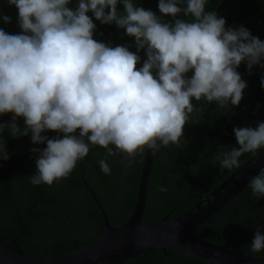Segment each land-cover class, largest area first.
<instances>
[{"label":"clouds","instance_id":"clouds-1","mask_svg":"<svg viewBox=\"0 0 264 264\" xmlns=\"http://www.w3.org/2000/svg\"><path fill=\"white\" fill-rule=\"evenodd\" d=\"M6 2L18 10L21 31L0 28V115L12 113L0 123V159H9L2 133L17 137L22 117V135L31 133L33 144L46 145L30 149L38 154L32 185L67 178L90 145L106 150L98 161L104 174H111L107 160L118 153L130 168L145 149L179 145L190 115L200 111L193 99L237 106L247 87L238 67L245 63L249 75L254 66L264 69V41L242 25L226 28L225 18L206 11L207 0H158L159 12L174 18L169 22L133 0H77L75 7H69L71 0ZM88 12L101 24L124 29L136 51L94 39L96 24ZM180 13L191 19L176 18ZM0 19L11 22L8 15ZM140 50L146 59L138 67ZM260 84L264 88V75ZM48 131L62 135L42 134ZM233 133L238 147L215 156L220 171L239 168L244 153L264 149V122L234 127ZM248 187L264 196V168ZM250 250H264L259 229Z\"/></svg>","mask_w":264,"mask_h":264},{"label":"trees","instance_id":"trees-1","mask_svg":"<svg viewBox=\"0 0 264 264\" xmlns=\"http://www.w3.org/2000/svg\"><path fill=\"white\" fill-rule=\"evenodd\" d=\"M76 2L71 0L69 7H75ZM252 7L255 9L256 4L250 5V8H241L247 11ZM232 11H235L234 8ZM0 15L11 17L10 23L0 19V28L9 34L21 31L17 24L18 10L14 5L10 6L6 0H0ZM87 15L91 17L90 12ZM93 22L96 24L95 20ZM114 35L111 28L102 33L100 38L103 36V41L109 44ZM254 69L264 72L254 66L249 75L245 63H241L237 71L242 78L245 75L251 78ZM252 88L247 87L249 91ZM256 93L255 96L252 93L246 94L237 107L212 109V117L204 116L207 103L192 101L200 111L190 115L180 144L162 146L153 153L143 221L156 220L165 214L169 217L180 215L197 201L198 194H207L236 169L220 171L215 156L219 152L238 147L234 127H256L259 122H264V91L256 89ZM11 117L12 113L0 115V123H8ZM16 123L21 128L17 137L13 138L7 130L2 133L9 159H0V233L16 238L26 254L39 257L58 255L79 248L102 235L106 228L99 205L112 226H119L131 215L143 153L137 154L130 168L122 163L123 153L109 157L107 162L111 174H104L98 161L106 154V150L93 145L67 178L51 186L32 185L29 178L35 173V158L38 154L32 153L30 149H42L46 145L33 144L31 133L22 135V117H18ZM42 134L48 137L62 135L52 131ZM253 154L244 153L239 158L240 165ZM161 186L167 191L161 192ZM234 223L237 227L226 234L223 226L228 224L231 227ZM257 229L264 232V196H254L247 184L220 210L196 226L193 232L212 243L264 258V250L257 253L250 250ZM122 264L209 263L173 250H153L133 256Z\"/></svg>","mask_w":264,"mask_h":264},{"label":"water","instance_id":"water-1","mask_svg":"<svg viewBox=\"0 0 264 264\" xmlns=\"http://www.w3.org/2000/svg\"><path fill=\"white\" fill-rule=\"evenodd\" d=\"M226 1V0H223ZM224 4L216 10L219 17ZM153 162V152L145 149L138 180L136 200L131 215L119 226L108 223L99 205L106 231L91 242L53 256L26 254L16 238L0 233V264H122L125 260L153 250L181 252L210 264H264V258L250 256L212 243L193 229L215 214L264 168V149L250 156L210 192L198 194L197 201L178 216L168 214L143 221L146 191ZM236 227L234 224L231 228ZM225 227L224 232H232Z\"/></svg>","mask_w":264,"mask_h":264},{"label":"flooded vegetation","instance_id":"flooded-vegetation-1","mask_svg":"<svg viewBox=\"0 0 264 264\" xmlns=\"http://www.w3.org/2000/svg\"><path fill=\"white\" fill-rule=\"evenodd\" d=\"M133 3H134V6H136V7H144L145 9L152 10L154 12V14L158 17H161L164 22L173 21V19H174L170 15L166 16V15L159 12L158 0H133ZM221 4H224V5L222 8V11L220 12L219 17L224 16L223 18H225V20H226V25H225L226 28L227 27H236V25L237 26L242 25V26L246 27L247 29H249L252 35L257 36V37H259L260 40L264 41V0H250V1L249 0H226V1H223V0H207L206 11L216 12V10L221 6ZM253 4H256L255 9H253V7H252L250 10L246 11L244 8L243 9L241 8L243 6H247L250 8V5H253ZM233 8L235 11H232ZM117 9L119 10V12H122L123 11V5L118 3ZM106 11H107V9H106ZM90 14H91L92 19L96 21V29L94 31V36H93L94 39H96L97 41L105 43L106 41H103L105 38H103V36H102V38H100V35H102V33L104 34L105 32H107L108 29L110 30L112 28L115 35L109 41V45H111L113 47H115L117 45L127 46L130 51H133V52L136 51L134 38L127 36L125 34L124 29L118 28L114 23L113 24H101L100 21L96 20L94 18V16H92L91 12H90ZM176 18L185 19V20L191 19L190 17L184 16L183 13L178 14V16ZM237 23H239V24H237ZM138 54L141 56V63L137 66L140 67V66H142L143 60L146 59V55H145L144 50H140V52ZM191 75H192L191 71L189 73H187V76L190 77ZM262 75H264V72L262 70L254 69L252 77L247 75L248 77H251V78H246V75H245V78H242L247 83L248 88L253 87L252 91H249L246 87V89H244V92H243V97L249 93H252V95L255 96V94H257L256 89H260V90L264 91V88H262L261 84H260V79H261ZM193 100H195V99H193ZM198 102H203V103L205 102L208 104L207 112L204 113V116H206V117H212L211 116V110L212 109H214V110L224 109V108H221L215 102L210 103V102H207L205 100L196 101V103H198ZM240 103H241V101H240ZM237 106H231V107H237ZM92 146L93 145H90V149L92 148ZM144 152H143V155H144ZM0 161H2V160H0ZM142 164H143V162H142ZM141 170H142V167H141ZM234 224H236V223H234ZM233 225H231V227ZM225 227L231 228V227H228V224H226L223 226V230L225 229ZM236 227H237V225H236ZM236 227H234V228H236ZM231 229L233 231V228H231ZM230 233H226V234H230Z\"/></svg>","mask_w":264,"mask_h":264}]
</instances>
